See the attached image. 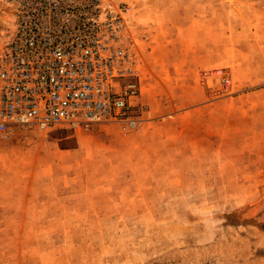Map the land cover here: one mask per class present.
Listing matches in <instances>:
<instances>
[{
  "label": "rangeland",
  "instance_id": "1",
  "mask_svg": "<svg viewBox=\"0 0 264 264\" xmlns=\"http://www.w3.org/2000/svg\"><path fill=\"white\" fill-rule=\"evenodd\" d=\"M128 6V116L0 132V264H264V0Z\"/></svg>",
  "mask_w": 264,
  "mask_h": 264
},
{
  "label": "built area",
  "instance_id": "2",
  "mask_svg": "<svg viewBox=\"0 0 264 264\" xmlns=\"http://www.w3.org/2000/svg\"><path fill=\"white\" fill-rule=\"evenodd\" d=\"M127 12L110 0H0V132L136 127L127 110L140 62Z\"/></svg>",
  "mask_w": 264,
  "mask_h": 264
}]
</instances>
